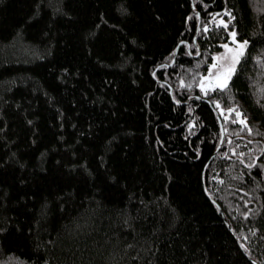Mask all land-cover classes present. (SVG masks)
Masks as SVG:
<instances>
[{"label":"trees","instance_id":"16d2710c","mask_svg":"<svg viewBox=\"0 0 264 264\" xmlns=\"http://www.w3.org/2000/svg\"><path fill=\"white\" fill-rule=\"evenodd\" d=\"M204 2L250 42L222 100L251 133L196 101L189 136L192 114L152 80L193 34L187 12L206 21L199 0H0V264H264V0Z\"/></svg>","mask_w":264,"mask_h":264},{"label":"snow or ice","instance_id":"6c2138e0","mask_svg":"<svg viewBox=\"0 0 264 264\" xmlns=\"http://www.w3.org/2000/svg\"><path fill=\"white\" fill-rule=\"evenodd\" d=\"M192 9L196 7V0H189ZM202 8L205 11L206 21L201 22L200 12H195V20L192 24H188L189 20H193V12L188 11L184 17V23L187 25L188 29L192 31V35L188 39H182L173 46H171L168 51L167 56L163 57V63H154L151 70V77L153 82H159L160 86L165 88V90L171 94V100L175 105L181 106L180 111H187L192 114L191 118L187 121H182L185 124L186 129L189 132V136H195L199 131L197 128V115L193 111L198 105L195 104L196 101H202L209 106H212V110L217 113V122L220 123L228 122L238 123L239 125L246 127L247 131L251 133L253 131L252 127L248 123V117L243 115L242 109L236 104L232 103L229 107H224L222 97L225 93H228L230 82L233 81V76L237 75L238 65L241 64L243 59L244 63H247V58L250 53L247 52V46L249 45V40L243 37L237 38L238 33L236 29L229 27V19L234 20L232 13L227 7L219 8L215 11L208 10L209 4L205 3L204 0H199ZM122 11L127 12L126 8ZM156 19L159 20V14H156ZM216 29H223L226 32L225 37H213L212 33ZM197 36L201 40H213L215 45L220 47L222 51H209L213 49V43H208L206 47H201L200 43H197ZM183 46V48L181 47ZM182 53H186L188 56L199 57L195 63H192L190 67L185 68L183 64L179 62V56ZM203 53V54H202ZM209 59L211 62L209 63ZM201 65L206 66V71H201ZM171 67L172 72L169 73L167 69ZM176 68L184 69L182 73H177ZM65 71H67L65 69ZM160 72V76L175 77L176 88L173 87L172 83H169L167 79H160L157 72ZM179 97V98H178ZM175 110V108H173ZM29 124L32 121H28ZM200 124H204V121L199 120ZM171 127V125H168ZM222 127V124L220 125ZM61 127L63 125L61 124ZM224 131H227L225 128ZM188 139V137H185ZM244 139V138H240ZM220 142L224 143V138H220ZM232 142V137H227V143ZM251 143V141H249ZM235 153V148L231 150ZM250 151V149H249ZM201 152L200 147L194 146L192 152L193 159H198ZM225 156L228 152L225 151ZM241 163H244V153H239ZM8 158H0V167H3L7 163ZM256 165L258 168L260 165L257 164L255 157H252L250 162L246 164L247 168H252ZM218 179L219 177H213ZM23 183V181H21ZM0 191H3L0 188ZM207 191V189H205ZM240 191H244L243 188ZM245 204L249 201H244ZM243 215L247 217L249 215L248 211H244ZM123 227L129 228L135 231L133 224H130L128 219L123 220ZM5 232V228L0 226V233ZM126 249L135 252V258L139 259L142 251L147 252V256L151 257L153 255L152 250L149 249H139L135 248V243L125 244ZM38 264H48L47 260L41 259ZM145 264H154V261L145 258Z\"/></svg>","mask_w":264,"mask_h":264},{"label":"rangeland","instance_id":"374dc122","mask_svg":"<svg viewBox=\"0 0 264 264\" xmlns=\"http://www.w3.org/2000/svg\"><path fill=\"white\" fill-rule=\"evenodd\" d=\"M238 38V37H237ZM218 51H222V49H219Z\"/></svg>","mask_w":264,"mask_h":264},{"label":"water","instance_id":"95a60500","mask_svg":"<svg viewBox=\"0 0 264 264\" xmlns=\"http://www.w3.org/2000/svg\"><path fill=\"white\" fill-rule=\"evenodd\" d=\"M223 131V130H222ZM218 150V149H217ZM217 150H216V152H217Z\"/></svg>","mask_w":264,"mask_h":264},{"label":"bare ground","instance_id":"6f19581e","mask_svg":"<svg viewBox=\"0 0 264 264\" xmlns=\"http://www.w3.org/2000/svg\"><path fill=\"white\" fill-rule=\"evenodd\" d=\"M220 146V145H219Z\"/></svg>","mask_w":264,"mask_h":264}]
</instances>
